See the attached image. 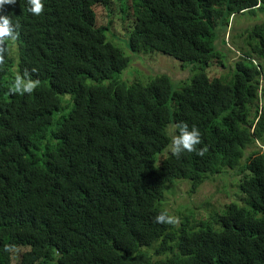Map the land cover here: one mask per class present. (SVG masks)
<instances>
[{"label": "trees", "instance_id": "obj_1", "mask_svg": "<svg viewBox=\"0 0 264 264\" xmlns=\"http://www.w3.org/2000/svg\"><path fill=\"white\" fill-rule=\"evenodd\" d=\"M41 2L40 15L28 0L0 11L19 24L0 64V264H264V23L241 40L229 77L205 73L219 59L220 32L235 16L264 14V0L125 5L132 53L199 69L176 91L165 76L119 81L130 59L108 39L112 23L96 16L111 0ZM13 55L18 75L39 81L31 94L10 91ZM181 122L199 129L203 156L168 150V130ZM226 169L242 174L249 210L157 222L175 182L196 192Z\"/></svg>", "mask_w": 264, "mask_h": 264}, {"label": "rangeland", "instance_id": "obj_2", "mask_svg": "<svg viewBox=\"0 0 264 264\" xmlns=\"http://www.w3.org/2000/svg\"><path fill=\"white\" fill-rule=\"evenodd\" d=\"M130 3L131 0H111L108 11L102 8L96 9L99 25L112 23L110 31L107 32L108 39L130 59L127 69L119 76V81L127 86H144L156 77L165 76L170 80L174 91L181 88L182 85H190L194 75H199V69L194 64L182 65L178 61L161 54H134L129 50L127 45L129 35L126 38L127 33L124 30L128 24L126 25L127 22L123 23L122 20L123 12L126 10L124 9L125 5ZM263 23L264 14L262 13L255 12L235 16L231 20L228 30L220 32L219 40L216 43L219 59L210 64L205 72L206 75L210 79L229 77L233 72L235 63L244 55H242L241 40L246 39L247 32ZM17 76V56L13 55L12 67L9 72L12 86H14ZM69 97H63L65 107L71 103ZM64 106L55 117L66 115L70 108L65 109ZM168 132L172 140V128ZM259 146L261 147L256 142L246 149V157L241 163L242 167L245 166L246 159L250 154L259 151ZM240 175H236L235 171L229 169L224 170L219 175H208L204 184L196 192L192 191V185L189 182H175L173 187L167 189L164 200L165 211L169 216H176L179 220L188 219L192 221L193 218L204 220L203 217L216 216V214L222 216L224 208L229 205L249 210L248 199L241 192L240 179L242 176ZM244 202L247 203V206H243ZM23 252L25 249L17 250L15 257L20 256Z\"/></svg>", "mask_w": 264, "mask_h": 264}, {"label": "clouds", "instance_id": "obj_3", "mask_svg": "<svg viewBox=\"0 0 264 264\" xmlns=\"http://www.w3.org/2000/svg\"><path fill=\"white\" fill-rule=\"evenodd\" d=\"M31 5L30 11L34 15H40L43 12V3L41 0H28ZM16 0H0V11L3 10V6L5 4H15ZM19 24L15 26L12 23V20L8 15H0V64L4 62V43L8 39H17ZM39 85L38 80H33L30 77L27 79H22L21 76H17L15 79L14 87L10 90L13 93H28L31 94ZM201 134L198 128L192 126L189 129L187 123L181 122L179 124L172 125V140L168 146V150L172 155L177 158L180 157L182 152H196L197 155L203 156L207 151V147L197 148V145H200ZM158 223H166V224H178L179 218L176 216H169L166 214H160L156 218Z\"/></svg>", "mask_w": 264, "mask_h": 264}, {"label": "bare ground", "instance_id": "obj_4", "mask_svg": "<svg viewBox=\"0 0 264 264\" xmlns=\"http://www.w3.org/2000/svg\"><path fill=\"white\" fill-rule=\"evenodd\" d=\"M262 151H264V150H262Z\"/></svg>", "mask_w": 264, "mask_h": 264}]
</instances>
